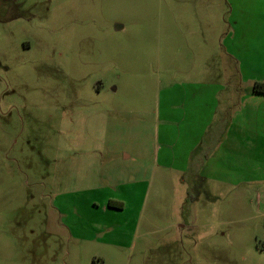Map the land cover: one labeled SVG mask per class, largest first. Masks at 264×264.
<instances>
[{
  "label": "rangeland",
  "instance_id": "rangeland-1",
  "mask_svg": "<svg viewBox=\"0 0 264 264\" xmlns=\"http://www.w3.org/2000/svg\"><path fill=\"white\" fill-rule=\"evenodd\" d=\"M237 8L264 28V0H0V264H264V172L191 176L181 102L264 97L222 47Z\"/></svg>",
  "mask_w": 264,
  "mask_h": 264
},
{
  "label": "crops",
  "instance_id": "crops-1",
  "mask_svg": "<svg viewBox=\"0 0 264 264\" xmlns=\"http://www.w3.org/2000/svg\"><path fill=\"white\" fill-rule=\"evenodd\" d=\"M252 9H236L235 22L228 23L226 36L223 38L231 43H222L226 50L237 49L238 53L230 54L233 58L236 57L234 64L240 76L239 68L246 67V72H242V79L247 95L251 93L256 81H264V28L252 26V18L256 17L253 16ZM241 19H244L243 24H240ZM223 55L227 59L224 52ZM182 96L190 98L189 101L181 99V102L184 108L191 109V132L188 133L191 138V176L197 175L201 183L205 181L202 184H207L211 177L233 185H240L243 181L250 183L254 178L258 180L259 172H264V156L263 159L260 158L261 152L264 153V117L260 115L264 97L253 95L248 100L234 104L236 107L230 108V115L224 110L217 114L210 92L206 95L198 87L191 85V90L184 92ZM218 123L222 127L221 136L213 145L210 131ZM245 150H248L247 154L250 150L255 153L251 166L246 163V158L250 155L245 154Z\"/></svg>",
  "mask_w": 264,
  "mask_h": 264
},
{
  "label": "trees",
  "instance_id": "trees-1",
  "mask_svg": "<svg viewBox=\"0 0 264 264\" xmlns=\"http://www.w3.org/2000/svg\"><path fill=\"white\" fill-rule=\"evenodd\" d=\"M253 91L257 94H263L264 95V81H256L253 85ZM109 206L112 208H118L122 209L123 205L121 203H117L115 201H110ZM261 249L264 251V243L261 246Z\"/></svg>",
  "mask_w": 264,
  "mask_h": 264
}]
</instances>
